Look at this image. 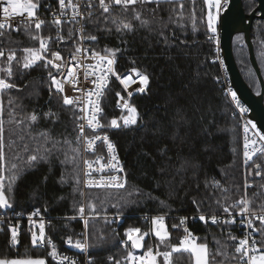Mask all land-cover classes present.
Here are the masks:
<instances>
[{
    "label": "trees",
    "instance_id": "trees-1",
    "mask_svg": "<svg viewBox=\"0 0 264 264\" xmlns=\"http://www.w3.org/2000/svg\"><path fill=\"white\" fill-rule=\"evenodd\" d=\"M255 6L254 0L244 1L246 13ZM136 14L140 20L135 19ZM123 23L131 24L132 29H124ZM215 32L208 29L205 0H152L130 5L127 10L111 6L108 13L94 11L86 25V37H96L88 39L92 50L106 54L104 49H118L114 56L116 72L136 69L148 75L149 83L144 92L132 98L137 123L106 131L123 168L125 188H89L83 193L77 107L63 104V96L51 86L50 71L40 62L22 67L25 53L17 49L35 46L31 35L24 30L19 34L6 30L0 37V48L16 50L0 57V69L9 67L10 52L16 59L11 62V77L0 71V78L14 85L0 91L5 154L2 174L11 204L0 210L39 212L52 218L47 234L58 248L65 249L67 239L75 242L83 229L79 219L83 204L92 264H107L108 258L117 261L128 252L134 254L125 233L129 228H148L140 216L221 213L242 198L250 201L251 211H264V156L244 171L237 123L220 85L216 45L210 40ZM252 40L255 53L257 48L264 51V21L254 22ZM122 94L117 82L110 80L100 104L103 123L118 115L115 104ZM33 113L38 117L35 122L28 119ZM45 113L51 115L46 117ZM44 132L48 142L39 135ZM55 141L60 143L53 149ZM46 148L53 149L46 159H38L31 167L26 164L30 155L39 156ZM72 148H78L79 153ZM14 164L19 175L8 192ZM89 204L95 205V211L88 208ZM240 207L237 204L230 211L237 212ZM112 215L126 217L118 229L104 218ZM165 227L167 241L161 243L151 232L142 240V252L151 246L155 250L165 244L179 246L183 233L178 219H170ZM256 229L257 247L264 251L261 223ZM190 232L197 243L207 244L210 264H241V253L235 250L241 237L237 226L197 221ZM32 236L23 230L13 243L12 231L1 230L0 260L44 259L45 264H55L42 243L33 244ZM170 264H193V258L184 250L171 251Z\"/></svg>",
    "mask_w": 264,
    "mask_h": 264
},
{
    "label": "built area",
    "instance_id": "built-area-1",
    "mask_svg": "<svg viewBox=\"0 0 264 264\" xmlns=\"http://www.w3.org/2000/svg\"><path fill=\"white\" fill-rule=\"evenodd\" d=\"M67 2V0H66ZM107 2V0H106ZM73 3L79 4V11L81 13V16H77L75 20L72 19V9L67 8L65 9L64 15H60L61 9L59 5V0H39V7L36 10L37 16L40 20H43L44 23L41 26L40 30L35 29L34 23L31 26V29L29 32H26L28 35H38L43 38H49L47 40V46H48V52L44 53L46 56V59L40 60V62L43 66V69L49 70L52 72L53 75L57 77V79H61V72H63L66 75L67 67H64L61 69V72H58L57 69L53 68L51 65L47 64V59H51V53L52 52H59L62 61H59L58 63H62L66 66L75 67L76 65H81V67L76 68L77 72V79L78 83L75 87L71 84H64V92L60 93L62 96L67 95L69 97H80L84 98L85 94L88 91H95V84L93 81H98V77L101 75V69L96 68L95 73H93L92 68H87L88 65H97L100 63L98 57L94 58L92 56V53L95 52L92 50L88 39L86 37V25L89 20V18L92 16L95 10L102 9L100 7L99 0H73ZM91 4L92 7H88V4ZM223 7L219 9L218 17L221 15V13L224 11V9L229 4V0H222ZM7 6V0H0V22L6 23V29L0 30L5 32L6 30L11 31V33L19 34L21 31H23V21L26 18L25 16H14L10 17L7 20H5L3 16L2 9L3 7ZM112 6L121 7L120 5L113 4ZM59 18L61 20V23L59 25L55 24V19ZM82 30V31H81ZM59 33L60 36H62L64 39L60 40L57 39V34ZM84 37L82 39L81 37ZM1 37V36H0ZM34 40V39H33ZM210 40L214 41L216 45V60L219 63L220 66V85L224 91V94L228 100L229 106H230V114L234 118V120L237 123L238 131H239V140H240V151H241V164L246 171L249 166L252 164V162L258 158L259 156H264V151H260L262 147H264V141L260 140L259 136L256 135V133H260L264 135L254 124L253 121L249 118V110L246 107V105L241 102L238 98L239 104L246 109L245 112L241 113L239 107H237L236 103L232 100L230 93L234 92L233 89L230 86L228 74L225 70L220 52H219V32L218 30L213 33V35L210 36ZM35 46L31 48H39V40H34ZM77 47H80L83 51L81 53H76L75 50ZM4 51V53L8 51H15L12 49L7 48H0ZM25 48L17 49L18 51H23ZM76 54L77 59L72 60V55ZM101 55H108L101 54ZM115 60V57H114ZM106 61L104 62L105 70H106ZM114 69V73H109L107 75V84L110 80H115L119 87L122 89L123 94L119 96V98L116 101L115 108L118 112V115L112 119H116L119 127H111L110 122L109 123H103V115L102 111L97 115V119L100 121L101 125L103 127L98 128L95 130V132L88 127L87 121L84 119H79V122L77 124V130L80 135V131L78 128V125L83 124L84 125V134L88 137H92L93 135H99L103 137L104 135H107L110 142L112 140L110 139L108 135V131H115L121 128H125L123 125V121L121 119L122 116L128 115L127 109L124 107V103L127 102L129 105L132 106V98L133 96L140 92L139 88L142 87V85L139 82V78L136 76L135 72L133 70L126 71L124 73L118 74L115 70V63L112 66ZM87 69V72L89 75L85 76V70ZM117 77H120L118 79ZM121 79H128L130 82L127 86H125L123 83H121ZM106 84V86H107ZM106 86L103 88V93L106 88ZM145 87V86H143ZM53 89L56 91V89L53 87ZM82 89V91L80 90ZM59 93V92H58ZM103 96V94H102ZM102 96L99 98V107L101 108V99ZM92 100H96V97L93 96ZM87 103V101H85ZM77 107L79 116L85 115L84 112L80 111V108L83 107L82 104L75 105ZM133 107V106H132ZM90 115V107L85 110ZM111 119V120H112ZM110 120V121H111ZM251 122L250 124L247 122ZM252 125H255V128L252 127ZM131 126V125H129ZM127 126V127H129ZM248 127V132L245 133L244 129L245 127ZM107 131V132H106ZM245 137L248 138V151L252 153V150L255 149V153L252 154L251 159H246L244 156L245 152ZM255 141L256 143L253 144L252 141ZM80 146H81V162H82V189L83 193L89 188H102L106 189L104 187H88L86 186V181L88 180H96L99 181L101 177L107 178L112 175H118L121 178H125L121 172H117L111 167H109V163L115 164L117 161L119 162L118 154L115 150V156L117 158V161L111 160V156L108 152L107 145L104 143V141L97 140L94 145V150H85L86 145L84 143L83 137L80 139ZM87 160L92 164V168H88L87 165H85L84 161ZM118 167H121L120 162L117 165ZM103 169L102 171L99 169ZM86 173H89L86 175ZM107 189H116V188H107ZM254 211L249 212L248 219L252 220V225L256 229V225L260 223L258 219L253 217L251 213ZM237 212H231V217H229L228 213L221 212V213H195V214H185V215H144L140 216L139 218L145 222L148 226V228L141 229L140 234L142 235H149L152 232V228L155 227L152 223V219L156 217H163L164 218V224L166 226L167 222L170 219L177 218L179 222V228L182 231V235L178 241H180L185 236L184 228L186 227L190 231V226L197 221L200 220V216L203 215L205 217V220L203 222H206L208 224H219L224 223L223 221L226 219H234L235 222L231 223L232 225L237 226L240 229L241 237L240 239H247L249 248L253 247L252 241H255L254 247L258 249L256 240H255V234L256 231H253V228L246 227L247 221L245 220V217L243 215L238 214ZM257 214H264V211L260 212H254ZM217 216L219 222L218 223H212L211 217ZM107 220L110 221V223L115 225V229H118L121 227V225L124 222L125 216L122 215H112L108 217H104ZM181 218H186L185 223L181 225ZM80 220L83 222V229L81 232L78 233V239H84L87 238V230H86V221L88 220V217L86 213H84L83 218L80 216ZM52 218L46 217L41 215L39 212H6L3 210H0V231L3 229H9L10 231L12 228H15L17 231V236H19L23 230H27V232L35 233L37 236L40 232V226L43 224L44 227V233H45V241L42 243V245L46 248L48 256L54 261L55 264H61V257L67 256L70 258L71 261H75V264H92V258L90 256V249L87 248L86 251H81L80 249L75 248L74 246H70L67 242L65 243V249H60L58 246L54 243V241L48 236L47 234V228ZM239 239V240H240ZM51 240L52 244H48L47 241ZM89 244V243H88ZM122 245H125L124 241H121ZM55 246V249L58 253V255L54 258L50 255V252L52 251V246ZM153 249V252L155 251V247L151 246ZM259 250V249H258ZM260 251V250H259ZM259 251L256 253L259 254ZM252 252H249V255H252ZM136 256V255H135ZM127 256L122 257L120 260L113 261L112 258L107 259V264H129V262L126 259ZM241 264H247V258L242 257L241 255ZM63 264H68V261H64Z\"/></svg>",
    "mask_w": 264,
    "mask_h": 264
},
{
    "label": "snow or ice",
    "instance_id": "snow-or-ice-1",
    "mask_svg": "<svg viewBox=\"0 0 264 264\" xmlns=\"http://www.w3.org/2000/svg\"><path fill=\"white\" fill-rule=\"evenodd\" d=\"M152 0H99L100 3V7L103 9V11L105 13H108L111 10V6L113 4L115 5H120L122 8H124L125 10L128 9V6L130 5H134L136 3H151ZM158 2V0H157ZM205 2L209 5L212 6L214 5L217 9V13L219 12V9L221 7H223V3L222 0H205ZM226 2V0H225ZM59 5H60V15H64L65 13V9L70 8L72 9V19L75 20L77 16H81V13L79 11V4L77 3H73V0H59ZM39 7V0H7V6L3 7L2 12H3V16L5 18V20H7L10 17H14V16H25L26 14V18L23 21V29L26 32H29L31 29L32 24L34 23L35 25V29L36 30H40L42 24L44 23L43 20H40L37 16V9ZM88 7H92V5L89 3ZM135 19L140 20V15L136 14L135 15ZM207 20H208V29L211 32H215V21H216V16H214L212 14L211 11L208 12V16H207ZM55 24L59 25L61 23V20L59 18L55 19ZM141 24H147V21H143L141 20ZM122 27L124 29H128L131 30L132 29V25L129 23H123ZM6 29V23L5 22H0V30H5ZM82 31V30H81ZM4 34L3 31H0V36H2ZM32 39L34 40H39V48H25L23 49V52L25 53V56L23 57V63H22V67L27 69L30 68L31 66L35 65L38 61L40 60H44L46 59V56L44 55V53L48 52V46H47V40L49 38H43L40 37L38 35H32L31 36ZM82 39H84V37H81ZM57 39L63 40L64 38L62 36L59 35V33L57 34ZM87 39H91V40H95L96 37L95 36H88ZM83 50L80 47H77L75 52L76 53H81ZM104 51L106 53H108V55H101L100 53H96L93 52L92 56L94 58L99 59L100 63L93 66V65H88L87 68H92L93 69V73H95V69L99 68L101 69V75L98 77V81H93V83L95 84V91H88L84 98H80V97H69L67 95L63 96V104L66 106H74L77 104H82L83 107L80 108L81 112H84L85 115L83 116H79L76 117V119H84L87 121V125L88 127H90L94 132L96 129L103 127V125H101L100 121L97 119V115L102 111V109L99 107V98L102 96L103 94V88L106 86L107 84V75L109 73L115 74L114 73V69H113V65L115 63L114 60V56L115 53L117 51H119L118 49H104ZM4 56V51L2 49H0V57ZM51 59H47V64L51 65L53 68L57 69L58 72H61V69L64 67H67V72L66 75L61 72V79H57V77L55 75L52 74V72H49V78L51 80V86L54 87L56 89L57 92L59 93H63L64 92V84H71L73 85V87H75L78 83V79H77V72H76V68L81 67V65H76L75 67H71V66H66L62 63H58L59 61H62V57L60 55L59 52H52L51 53ZM8 62H9V67L7 69H0V71H6L7 76L11 77L12 76V70H11V62L13 60L16 59L15 57V53L14 52H10L8 57ZM77 56L76 54L72 55V60H76ZM106 63V70H105V65L104 62ZM133 71L135 72L136 76L139 78V82L142 85V87L139 88L140 92H144L145 91V87L148 83H149V77L146 74H143L141 72H139L136 69H133ZM89 75V73L87 72V69L85 70V76ZM118 79H120V77H117ZM130 81L128 79H121V83H123L125 86L128 85ZM14 85L6 82L5 79L0 78V91L6 90V89H11L13 88ZM82 91V89H80ZM119 95V94H118ZM232 100L236 103L237 107H239L240 112L243 113L246 111L245 108H243L240 104L239 101L237 100L236 94L234 92L230 93ZM95 96L96 100H92V97ZM85 101H87V103H85ZM9 103H12V101H9ZM90 107V115L88 114V112H86L85 110L88 109ZM124 107L127 109L128 111V115L126 116H122L121 119L123 121V125L125 127L129 126V125H135L137 123V110L136 108L132 107L131 105H129L127 102L124 103ZM9 115H11V112L9 113ZM51 113H45V116H50ZM28 119L32 122L37 121L38 117L35 113L31 114ZM182 119V117H181ZM19 123V122H18ZM247 123H251L250 121ZM110 126L111 127H119L120 125L118 124L116 119H112L110 121ZM253 128H255V125H252ZM79 131H80V135L77 137V143H79L81 137H83L84 139V143L86 145L85 150H94V145L95 142L97 140H103L104 143L107 145V149L108 152L111 156V160L113 161H117V158L115 156V146L113 143L110 142L109 138L107 135H104L103 137L99 136V135H93L92 137H88L84 134V125H78ZM245 133L248 132V127L246 126L244 129ZM3 122L0 121V208L3 207H11V204L9 203V200L6 198V194H5V186L3 184V180H4V176H3V163L5 160V154H4V138H3ZM39 135L43 136L45 138V142H48V133L44 132V133H40ZM257 136H259L260 140L264 141V135L260 134V133H256ZM59 141H55L53 142V149L56 147L57 144H59ZM64 143L68 144L70 143L69 141L65 140ZM253 144H255L256 142L253 140L252 141ZM53 149H44V153L41 155H30L28 157V160L26 161V164L31 167L38 159H46L48 155L51 154ZM73 152L79 153V149L78 148H72ZM255 149L252 150V153H250L248 151V138L245 137V152H244V156L246 159H251L252 158V154L255 153ZM260 151H264V147H262L260 149ZM65 163L68 162L67 161V156L66 159L64 161ZM73 162H74V158H73ZM85 165H87L88 168H92V164L85 160L84 161ZM118 161L113 164V163H109V167H111L112 169H114L117 172H122L123 168L122 167H118ZM258 167V166H257ZM99 170H103L102 168ZM11 175L8 177L9 179V183L7 185V191L11 192L13 190V185L16 182V180L18 179V175H19V169L17 165H12L11 168ZM89 173H86V175H88ZM256 175H260V172L257 171ZM126 178H121L118 175H112L110 177L104 178L101 177V179L99 181L96 180H88L86 181V186L88 187H104V188H116V189H123L126 186ZM83 195V193H81ZM163 203V202H162ZM195 203V201H194ZM237 204H239L241 207L239 209V213L240 215H243L245 217V220L247 221L246 223V227H251L253 228V231H257V229H255L252 225V220L248 219V214L250 212L249 209V204L250 201L247 198H242L240 201L236 202V204H233L231 206H226L223 208V211L225 213L229 214V217H231V208H235L237 206ZM88 208L92 209L93 211H95V205L94 204H89ZM85 206L83 204H81L80 208H79V213L81 214V217L83 218V215L85 213ZM251 215L253 217H255L256 219H258L261 223L262 226V230H264V214H257V213H251ZM186 218H181V225H183L185 223ZM200 220L204 221L205 217L203 215L200 216ZM211 222L212 223H218V217L217 216H212L211 217ZM224 223H234L235 220L234 219H226L223 221ZM152 223L155 226L154 227V231H155V235L160 239V241L163 243L168 239L169 233L165 227L164 224V218L163 217H156L152 219ZM12 242L16 243V237H17V231L15 228H12ZM185 231V236L179 241V246H175V245H166V247H171V251L172 252H176L179 250H184L187 252L191 253V256L194 260V264H210L209 262V252H208V246L205 243H197L196 242V237L185 227L184 228ZM140 229L138 228H129L126 230L125 235L127 236V238L129 240L132 241V247L133 248H140L142 247V243L141 241L144 239L143 235H139L136 236L134 238V234L139 233ZM233 239H235L233 237ZM45 241V233H44V227L43 224H41L40 226V232L39 235L37 236L35 233H33L32 236V242L34 245L38 244V243H43ZM70 246H74L77 249H80L81 251H86L87 248L89 247L87 238L85 237L84 239H78L75 242H73L72 238L69 237L66 241ZM48 244H52L51 240L47 241ZM252 245L253 247L249 248V244L247 239H240L239 240V245L236 247V252L237 253H241L242 257H246L247 258V264H264V251H259L258 249H256L254 247L255 245V241H252ZM259 251V254L257 255L256 253ZM249 252H252V255H249ZM50 255L52 257H56L58 255L55 246H52V251L50 252ZM158 256H162L163 257V264H169V258H170V252L168 251H164V252H160V251H156L155 254H153V249L151 247H149L143 256H135L132 252H128L127 254V261L129 262V264H157V257ZM64 261H68V264H75V261H71L69 257L67 256H63L61 257V264H63ZM0 264H45L44 260H24V261H0ZM117 264H119V262H117Z\"/></svg>",
    "mask_w": 264,
    "mask_h": 264
},
{
    "label": "water",
    "instance_id": "water-1",
    "mask_svg": "<svg viewBox=\"0 0 264 264\" xmlns=\"http://www.w3.org/2000/svg\"><path fill=\"white\" fill-rule=\"evenodd\" d=\"M245 0H229V4L219 16V52L228 74L230 86L236 97L243 102L249 110V118L264 134V77L259 67L254 44L252 28L255 21H264V0H254L255 8L246 13ZM241 35L245 44L249 63L256 75L259 92L255 93L245 81L233 51V40Z\"/></svg>",
    "mask_w": 264,
    "mask_h": 264
},
{
    "label": "rangeland",
    "instance_id": "rangeland-1",
    "mask_svg": "<svg viewBox=\"0 0 264 264\" xmlns=\"http://www.w3.org/2000/svg\"><path fill=\"white\" fill-rule=\"evenodd\" d=\"M158 1H176V0H158ZM249 6L250 5H248V7ZM206 9H207V16H208V12L209 11H211L212 14L214 16H216V21H215L214 27H215V31H217L218 30V24H219V17H218L217 9H216V7L214 5L209 6L207 3H206ZM207 22H208V20H207ZM243 43H244L243 42V38L240 37V36L237 37L236 40H233V51H234L235 59L237 61L238 66L239 65L241 66V69H242L241 73H243L246 76V78L249 81V84L254 89H256L257 88V83H256L255 77H254V75L252 73V70H251V68L249 66L246 47L245 48L243 47ZM256 55H257L258 62L260 64V67H261L263 75H264V51L261 50L260 48H257ZM152 235L154 237H156L158 239V241H160V239L155 235L154 227L152 229ZM143 236L145 237L146 235H143ZM165 242H163V243H165ZM141 243H142V241H141ZM133 250H134L133 251L134 255H136V256H143L144 253H145V251L142 252V247L133 248ZM156 251H160V252L168 251V252H171V247H166V244L163 247L160 245V246L156 247V250L153 252V254H155ZM0 261H4V260H0ZM157 264H163V257L162 256H158L157 257ZM169 264H170V258H169ZM193 264H194V260H193Z\"/></svg>",
    "mask_w": 264,
    "mask_h": 264
},
{
    "label": "flooded vegetation",
    "instance_id": "flooded-vegetation-1",
    "mask_svg": "<svg viewBox=\"0 0 264 264\" xmlns=\"http://www.w3.org/2000/svg\"><path fill=\"white\" fill-rule=\"evenodd\" d=\"M243 6H244V5H243ZM244 10H245V8H244ZM240 36H241V35H240ZM246 51H247V50H246ZM247 58H248V55H247ZM256 58H257V55H256ZM257 61H258V59H257ZM248 63H249V60H248ZM258 64H259V62H258ZM249 66H250V68H251V70H252V73H253V75H254V77H255V80H256V83H257V88L254 89L250 84H248V85L252 88V90H253L255 93H258V92H259V84H258V81H257L256 75H255V73H254V71H253V69H252L250 63H249ZM259 67H260V64H259ZM260 69H261V67H260ZM261 72H262V69H261ZM262 75H263V72H262ZM263 77H264V75H263Z\"/></svg>",
    "mask_w": 264,
    "mask_h": 264
},
{
    "label": "crops",
    "instance_id": "crops-1",
    "mask_svg": "<svg viewBox=\"0 0 264 264\" xmlns=\"http://www.w3.org/2000/svg\"><path fill=\"white\" fill-rule=\"evenodd\" d=\"M24 260H44V259H11V260H8V261H24Z\"/></svg>",
    "mask_w": 264,
    "mask_h": 264
}]
</instances>
